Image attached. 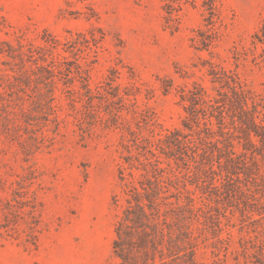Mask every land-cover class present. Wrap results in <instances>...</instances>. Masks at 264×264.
I'll list each match as a JSON object with an SVG mask.
<instances>
[{
  "label": "rangeland",
  "instance_id": "rangeland-1",
  "mask_svg": "<svg viewBox=\"0 0 264 264\" xmlns=\"http://www.w3.org/2000/svg\"><path fill=\"white\" fill-rule=\"evenodd\" d=\"M208 1L0 0V264H264V0Z\"/></svg>",
  "mask_w": 264,
  "mask_h": 264
},
{
  "label": "trees",
  "instance_id": "trees-1",
  "mask_svg": "<svg viewBox=\"0 0 264 264\" xmlns=\"http://www.w3.org/2000/svg\"><path fill=\"white\" fill-rule=\"evenodd\" d=\"M208 2L210 3V5H212L214 3V0H209ZM219 109L220 108H217V109H215V111H217V110L219 111ZM217 119L219 121V124L223 126L225 117H224V114L222 111H219V113L217 115ZM253 125H254V123H253ZM125 186H126V188L129 189V187L127 185H125ZM137 194L139 195V193H137ZM146 195H148V194H146ZM133 201L135 202V206H134L135 213L132 212L133 209H132L131 203L129 202L128 204L130 205V207L126 210L125 215H124L125 221L131 222L133 227H135V228L142 227V224L140 226H138V225L141 223V218H145L144 207H147L150 212H153L155 215H157V209H156V205L154 202L150 201V202H148V204L146 206H142L141 204L138 203V201L135 198H133ZM136 211L138 213H136ZM138 214H140V215H138ZM115 232H116L117 237L120 239V237H121L120 229L117 228ZM119 245L120 244L118 241L114 242L115 253L118 257L122 258L123 254L119 250Z\"/></svg>",
  "mask_w": 264,
  "mask_h": 264
}]
</instances>
